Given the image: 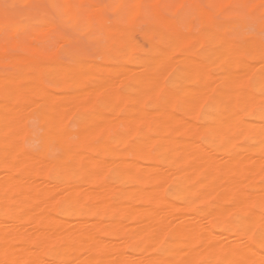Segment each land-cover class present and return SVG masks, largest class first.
<instances>
[{"label": "bare ground", "instance_id": "6f19581e", "mask_svg": "<svg viewBox=\"0 0 264 264\" xmlns=\"http://www.w3.org/2000/svg\"><path fill=\"white\" fill-rule=\"evenodd\" d=\"M3 33L67 62L0 53V264H264V0H0Z\"/></svg>", "mask_w": 264, "mask_h": 264}, {"label": "rangeland", "instance_id": "374dc122", "mask_svg": "<svg viewBox=\"0 0 264 264\" xmlns=\"http://www.w3.org/2000/svg\"><path fill=\"white\" fill-rule=\"evenodd\" d=\"M241 5V2H239V1H235V3H234V5ZM231 5H233V3L231 4ZM243 13V15L244 16H246V17H248V15H246V13H245V11L244 12H242ZM253 30V31H252ZM252 33H254L255 31H254V29L253 28H250V29H246V30H244V32L243 31H238V30H236V34H237V36H239V37H243L244 35H247V34H250L251 32ZM235 34V35H236ZM9 39H11V41L9 40ZM53 39H54V34H50V35H48L46 38H45V36L44 37H42V39H40V40H37V42H38V44H37V42H36V40L34 41V43L33 44H37L38 46H42V45H45V47H46V49L45 50H41V51H37V50H35V49H33L32 47H31V45H30V41H26V40H23V41H14V39H12V38H10V37H6V34L5 33H3L2 34V40L0 41V48H3V49H0V53H4V54H7V53H11V52H19V53H22V52H25V50H29L30 48V50L29 51H27V52H30L31 50L33 51V52H36V53H46V52H49L51 55H55L58 59L56 60L57 62H59V63H61V62H67V59H66V57L64 56V54H62V51H61V46L60 45H56L55 43H53ZM8 40V41H7ZM7 41V42H6ZM20 42H22L23 43V47H22V44L20 43ZM25 42L26 43H28V45H30V46H28L27 45V47H26V44H25ZM43 42V43H42ZM45 42H47V43H45ZM79 45H80V47L82 48V50H84L85 52H87L89 55H91V57H94L95 56V53H96V51H97V45H95V44H88V42L87 41H85V39H82L81 41H80V43H79ZM92 46V47H91ZM15 47H17V48H15ZM19 47H20V50H18L19 49ZM13 48H15V50L13 49ZM24 48V49H23ZM57 48V49H56ZM5 49V50H4ZM13 50V51H11V50ZM23 49V50H22ZM22 50V51H21ZM46 51V52H45ZM27 52H25V53H27ZM55 52V53H54ZM61 55H63V56H61ZM64 60H66V61H64ZM98 60H99V58H98ZM3 62V65H5V66H3V65H1V63ZM5 62V63H4ZM0 72H3L4 74H11V73H13L14 71H15V69H14V67L10 64V62H9V60H4V59H1L0 60ZM34 127L35 125L33 124V122H29V127L31 128V127ZM32 127V128H33ZM240 143H242V141H239ZM24 146L27 148V149H29V150H36V149H38L39 147H38V144L37 143H34V144H30L29 145V142L28 141H26V143H24ZM172 183L171 182H166V185H165V187H164V192L167 194H165L166 195V197H169V193L172 191ZM246 190L247 191H249V190H251V188H249V187H247L246 188ZM168 191H169V193H168ZM170 198V200L173 202V203H175L176 205H180L181 204V202L179 201V200H177L176 198H174V197H169ZM214 203V201H213V199H206V200H204L203 202H198V203H196L195 204V206H194V209L195 210H205V209H208L212 204ZM50 211H51V209H50ZM51 213H52V211H51ZM193 214V211H191V215ZM177 219H175L174 221H176ZM73 221V220H72ZM201 222L202 223H204V224H206L207 223V221H205L204 219H201ZM25 227H26V224L25 223H21V224H16L15 226H14V228H16V229H18V230H23V229H25ZM243 239H241V241H242ZM126 252H131V249H130V247H126Z\"/></svg>", "mask_w": 264, "mask_h": 264}]
</instances>
